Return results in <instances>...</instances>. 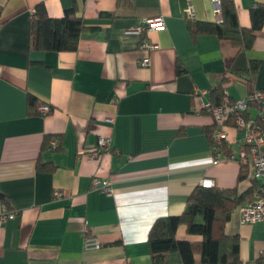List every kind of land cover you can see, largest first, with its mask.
<instances>
[{
  "label": "crops",
  "instance_id": "crops-1",
  "mask_svg": "<svg viewBox=\"0 0 264 264\" xmlns=\"http://www.w3.org/2000/svg\"><path fill=\"white\" fill-rule=\"evenodd\" d=\"M231 1L244 28L264 4ZM39 3L53 18L77 6L85 25L77 51L30 48ZM156 17L164 28L138 31ZM217 20L212 0H0V213H17L0 227V264H153L151 227L181 215L203 179L239 195L257 185L255 198L262 181L248 166L239 180L242 166L229 158L244 146L243 133L223 124L226 141L214 146L216 123L204 104L213 103V90L231 101L264 91V25L247 52L193 35V21ZM146 41L155 48H141ZM144 57L147 68L139 66ZM251 61L259 63L253 74ZM30 95L51 111L31 113ZM248 115L259 119L254 104ZM102 136L111 139L109 150L86 155ZM46 137L62 149H43ZM39 158L54 169L39 171ZM94 178L110 180L112 193L91 190ZM225 233L239 237L244 264H264V222L242 224L237 207ZM87 237L100 248H86ZM177 237L202 240L185 226ZM165 264L183 262L173 252Z\"/></svg>",
  "mask_w": 264,
  "mask_h": 264
},
{
  "label": "trees",
  "instance_id": "trees-1",
  "mask_svg": "<svg viewBox=\"0 0 264 264\" xmlns=\"http://www.w3.org/2000/svg\"><path fill=\"white\" fill-rule=\"evenodd\" d=\"M221 11L222 23L193 21L191 25L193 35H215L220 39L229 40L238 49L250 51L253 48L256 33L264 25V4H258L252 9L250 28L241 27L237 9L231 0H222ZM84 30L85 25L78 15L77 6L66 10L60 18H53L49 15L45 4L39 3L31 15L30 48L41 51L74 52L79 47V39ZM258 67L257 61H251L248 72L253 74ZM254 91L252 90L250 94ZM212 94L214 98L212 106L220 107L224 99L222 89L213 90ZM39 108V99L30 95L29 111L39 114ZM246 115L249 117L248 112ZM225 124L235 126V120L228 118ZM211 134L212 144L223 147L225 141L218 143L213 133ZM49 141V137H46L43 149L53 151L62 149L61 143L52 149ZM241 166L239 180H243L247 174V166ZM37 169L51 171L54 166L44 163L39 158ZM257 188V185H253L246 193L239 195L236 189L215 186L196 187L189 196L186 209L181 215L160 217L151 227L148 243L153 264H165L167 256L173 252L180 254L183 264H196V254L201 256V264H244L239 255V237L227 235L225 224L235 208L253 200V194ZM0 199L3 202L6 201V197L2 194ZM181 226L186 227L189 235L200 236L202 240L199 242L180 240L177 233ZM259 264H261L260 261Z\"/></svg>",
  "mask_w": 264,
  "mask_h": 264
},
{
  "label": "built area",
  "instance_id": "built-area-1",
  "mask_svg": "<svg viewBox=\"0 0 264 264\" xmlns=\"http://www.w3.org/2000/svg\"><path fill=\"white\" fill-rule=\"evenodd\" d=\"M215 13L218 16V23H222L221 16V2L222 0H212ZM165 26L163 17H156L151 19H145L142 25L138 28L139 32H149L152 30L162 29ZM143 49H153L155 45L149 41L141 44ZM151 64L149 57H144L139 61V66L147 68ZM250 104L256 105L258 108V120L247 117V112ZM40 112L43 115L48 114L51 108L47 105H40ZM204 109L211 111L215 123L216 131L214 139L217 142L226 141V132L222 130L223 124L226 123L228 118L235 120V126L238 131L243 133L244 146L238 151L229 155L230 159L238 161L241 165L250 167L253 170L256 179L261 180L263 185L258 190L255 198L246 204L238 207L240 221L242 224H255L258 222H264V91L255 90L252 94L246 98L231 101L227 94L224 95L223 103L220 107H213L212 103L208 102L204 104ZM111 139L106 136L100 137L98 144L87 152L86 155L92 158H99L103 153L109 150ZM58 145V142L54 140L51 144V148L54 149ZM220 162V157H216L213 161L214 165ZM201 186L210 188L213 186V182L209 179H203ZM91 190L101 191L103 193H112V183L108 179L94 178L91 182ZM55 199H62L63 194L61 191L56 190L54 192ZM16 212L9 211L4 207L0 213V227L8 219L14 218ZM86 248H100L101 244L95 240L86 238ZM256 264V263H254Z\"/></svg>",
  "mask_w": 264,
  "mask_h": 264
}]
</instances>
